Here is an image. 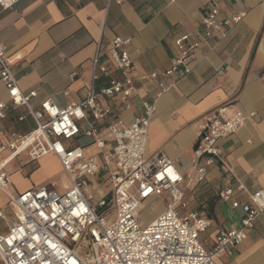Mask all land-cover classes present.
Returning a JSON list of instances; mask_svg holds the SVG:
<instances>
[{
  "label": "crops",
  "instance_id": "obj_1",
  "mask_svg": "<svg viewBox=\"0 0 264 264\" xmlns=\"http://www.w3.org/2000/svg\"><path fill=\"white\" fill-rule=\"evenodd\" d=\"M213 8L219 10L220 18L240 11H245L246 16L224 34L215 31L203 38L201 20ZM186 32L199 40L189 62V73L180 71L139 83L133 97L125 101L102 94L100 101L111 108V113L98 121L90 117L87 123L95 122L101 128L99 135L106 140L104 149L111 150L108 125L117 119L132 124L143 111L142 101L155 99L147 153H165L183 174L189 208L211 220L204 232L210 243L201 234L202 242L210 249L220 229L240 225H224L226 217L220 208L223 201L218 189L235 188L243 182L245 191L236 194L241 203L248 201L250 193L264 190V0H20L9 9L0 7V44L6 48L21 89L37 92L31 99L34 107L46 98L61 107L83 98L99 40L100 62L111 72L109 77L99 79L98 88L106 85L109 78H122L106 56L116 36L130 38L127 49L134 63L133 74L138 75L167 69L174 53V39ZM158 81L169 88L156 98ZM0 100L10 105L1 81ZM220 106L226 108L227 115L239 110L255 114L237 133L218 141L221 156L209 167L206 179L198 182L194 168V152L200 141L198 126L205 114ZM35 126L25 106H8L7 116L0 119V143L7 142L13 131L24 134ZM86 139V146H97L94 138ZM97 150L101 162L94 156L102 167L98 146ZM9 154L5 151L1 157ZM48 162L54 164L53 170L45 169ZM5 169L12 184L6 191L0 189V219L6 226L0 234L7 233L16 220L17 208L10 195L48 184H55L57 189L53 177L65 171L57 156L47 154L31 160L26 151L10 159ZM100 173L102 169L94 177L95 182L104 177ZM97 187L100 193L108 190L104 185ZM230 207L239 211L241 222L243 210ZM234 247L235 254L229 251L218 257V264H264V216Z\"/></svg>",
  "mask_w": 264,
  "mask_h": 264
},
{
  "label": "built area",
  "instance_id": "obj_2",
  "mask_svg": "<svg viewBox=\"0 0 264 264\" xmlns=\"http://www.w3.org/2000/svg\"><path fill=\"white\" fill-rule=\"evenodd\" d=\"M19 1L0 0V7L9 9ZM245 16L246 12L240 11L220 18L219 10L213 8L202 17V37L208 38L215 31L224 34ZM129 43L130 38L121 36L112 40L106 56L122 78H109L106 85L98 88L99 79L109 77L111 72L100 62L102 42L99 40L92 58V77L84 84L83 98L64 107L51 98L34 107L31 99L37 92L26 93L21 89L6 48L0 44V81L10 98V105L0 100V119L7 116L8 106H25L36 124L24 134L13 131L7 142L0 143V189L6 191L12 184L5 169L7 162L24 151L31 160L47 154L57 156L72 181L63 192L55 184H48L24 190L17 196L10 195L17 211L8 232L0 234L3 264H218L217 258L243 242L248 230L264 216L263 189L250 193L245 203L236 197L237 192L245 191L243 182H238L235 188L218 189L223 202L241 208L244 213L239 227L220 229L212 248L204 245L201 234L210 227L211 220L189 208L183 174L165 153H147L155 99L142 101L143 111L132 124L117 119L108 125L112 148L104 149L106 140L99 135L101 128L95 122L87 123L90 117L98 121L111 113V108L101 103L100 96H118L125 101L133 97L139 83L180 71L189 73V62L199 46V40L186 32L174 39V53L167 69L134 75L133 59L127 49ZM168 88L165 82L158 81L156 98ZM254 114L239 110L227 115L224 106L205 114L198 126L200 141L194 152L198 182L206 179L209 167L221 156L218 141L237 133ZM83 138L95 139L103 156L102 167L94 155L86 153V145H74L75 140ZM5 151L10 154L2 158ZM101 169L104 177L98 185L108 190L97 199L98 193L91 186ZM164 197L165 209L143 225V204ZM113 214L114 221L110 219ZM84 248L88 249L85 253Z\"/></svg>",
  "mask_w": 264,
  "mask_h": 264
},
{
  "label": "rangeland",
  "instance_id": "obj_3",
  "mask_svg": "<svg viewBox=\"0 0 264 264\" xmlns=\"http://www.w3.org/2000/svg\"><path fill=\"white\" fill-rule=\"evenodd\" d=\"M77 144H81V145H87V139L86 138H83V139H79V140H75L74 141V145H77ZM85 151L86 153H89L90 155H95L96 158L101 162V157H100V154H99V150H97V146L95 144L93 145H89V146H85ZM54 168V164L52 162H48L46 164V167L45 169H48V170H53ZM103 171L102 173H100V177L101 175L103 176ZM98 176V177H99ZM54 180L57 182V190L59 192H63V188H67V187H70L72 185V181L68 175V173L66 171H60V173L56 174L55 177H53ZM103 178V177H102ZM100 178V180L102 179ZM52 179V178H51ZM98 182H95L92 184V190L97 192L98 193V198H100V196H103L104 193H100L98 190H99V187L98 186ZM67 185V186H65ZM101 189V188H100ZM105 189V188H104ZM106 190H104L103 192H105ZM97 199L94 201L95 204H97ZM149 202L147 201L146 203L143 204V208H144V211L142 213V224L143 225H146L148 224L149 222H151L154 218H156L160 213H162V211L165 209L166 207V198H160V199H157L155 202H153L152 204H148ZM220 208H221V211L223 213V215L226 217V222L224 225L226 226H231V225H239L240 223V213L238 210H235V209H232L230 207V204L229 203H226V202H222L220 204ZM114 217H115V214H113V216L110 218L112 221H114ZM5 220L4 219H0V232L4 231L5 229ZM203 238H205L206 242L207 243H210V238L208 236V233H204L202 235ZM229 250L232 252V254H235V247H230ZM88 249L87 248H84L83 252H87Z\"/></svg>",
  "mask_w": 264,
  "mask_h": 264
}]
</instances>
